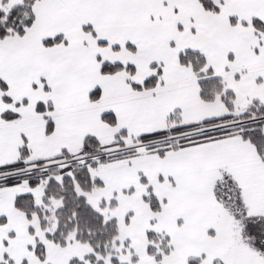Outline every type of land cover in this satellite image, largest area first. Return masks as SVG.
Here are the masks:
<instances>
[{
	"label": "snow or ice",
	"instance_id": "1",
	"mask_svg": "<svg viewBox=\"0 0 264 264\" xmlns=\"http://www.w3.org/2000/svg\"><path fill=\"white\" fill-rule=\"evenodd\" d=\"M0 264H264V0H0Z\"/></svg>",
	"mask_w": 264,
	"mask_h": 264
}]
</instances>
